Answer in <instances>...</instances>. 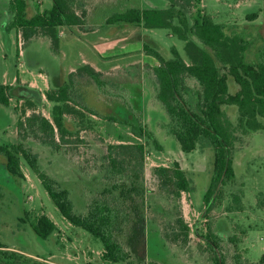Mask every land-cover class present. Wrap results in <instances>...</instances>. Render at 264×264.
<instances>
[{
    "label": "rangeland",
    "instance_id": "374dc122",
    "mask_svg": "<svg viewBox=\"0 0 264 264\" xmlns=\"http://www.w3.org/2000/svg\"><path fill=\"white\" fill-rule=\"evenodd\" d=\"M51 1L28 0V16L32 17L38 11L49 9ZM79 1L87 9L86 15L94 14L98 23L115 11H124L132 5H148L147 0H108L107 5L99 9L95 0ZM199 1L192 8L193 15L198 9L203 10L216 22L227 25L229 33L235 31L245 36L251 44L248 53L251 59L264 55V0ZM8 2L9 0H0V85L12 84L14 89L11 92L10 107L0 104V146L18 143L21 140L18 123L26 121L34 113L52 120L54 103L46 95L62 84L58 83L55 60L49 57L52 51L45 50L35 41L26 42L24 36L15 29L6 31L5 28L11 21L7 10ZM253 15H257L254 20ZM132 28L127 35L128 39H141L143 44L149 43L168 58L172 57L173 47L186 57L185 43L172 36L169 31L147 30V37L143 36L140 27ZM85 29L90 30L91 27L87 26ZM117 33L118 29L114 28L112 34ZM150 35L153 41H150ZM69 37H72L69 42L62 43L64 54L61 69L65 80L67 81L72 69L83 65L85 58L97 62L101 72L120 66V70L114 69V74L107 75L106 82L115 93H129V97H132L131 108L142 112L147 130L154 135L162 149L159 151L152 141L147 142L135 136L131 127L124 123L130 117L129 111H121L119 107L102 100L92 80H76L77 100L97 112V117L85 114L84 125L88 128L82 129L78 122L81 120L80 116H65L66 126L74 133L73 138H69L70 144L64 145L65 153H59L42 143L35 134L37 126L28 127L24 138V143L38 154L41 170L69 190L74 212L86 215L91 201L102 197L107 189H111L112 182L105 178L108 167L105 157L109 145L147 143L144 172L136 180L141 193L135 198L131 208L128 209L127 204L124 206L133 220L118 235L125 249L130 252L129 262L214 264V254L206 241L208 228L211 227L223 240L221 253L226 257V264H264V130L248 134H244L241 129L235 131L236 143L232 155L236 178L224 187L223 194L218 196L208 210L204 197L213 174L214 153L211 148L204 147L202 142L195 152H182L169 132L165 109L156 102L158 89L147 90L148 98L145 101L135 99L146 95V91L141 88L140 92L137 86L143 82L152 86L153 77L149 76L146 66L141 69L140 64H132L128 55L124 58L111 57L99 64V54L108 57L125 51L120 45L105 49L102 42L86 34L78 33ZM112 38L117 39L114 35ZM35 54H38L36 59L43 70L47 71L44 76L34 69L30 70L28 59L35 58ZM132 60H140V56H134ZM33 62L32 66L35 67ZM238 88V85L230 82L232 94ZM118 93L114 98L121 102L123 99L119 98ZM31 103L33 108L30 107ZM225 112L237 127L238 108L228 107ZM109 116L117 118L119 122L106 120ZM176 162L185 171L193 187V192L183 193L182 198L167 194L155 175L156 168L172 167ZM21 166L25 178L12 176L6 169L5 157L0 155V192L3 193L0 200V244L36 260H46L50 264H107L102 259V241L70 223L24 160ZM128 173L131 176L138 174L133 167ZM110 195L120 200L119 192L114 191ZM43 215L48 216L56 225L55 232L47 240H42L31 227ZM179 220H183L188 226L190 224L188 237Z\"/></svg>",
    "mask_w": 264,
    "mask_h": 264
},
{
    "label": "trees",
    "instance_id": "16d2710c",
    "mask_svg": "<svg viewBox=\"0 0 264 264\" xmlns=\"http://www.w3.org/2000/svg\"><path fill=\"white\" fill-rule=\"evenodd\" d=\"M199 2L147 0L148 5H132L124 11H115L113 15L105 17V23L130 25L145 30L164 29L185 43L186 57L175 47L171 49L172 57H165L147 42L143 51L159 62V66L153 69L158 86L156 100L165 109L169 132L182 152L193 153L202 142L204 147L211 148L214 153L213 174L204 197L209 210L218 196L223 194L224 187L236 178L232 155L236 143L235 131L241 129L244 134H248L264 130V55L251 59L248 54L251 44L245 36L235 31L229 33L227 25L216 22L203 10L198 9L193 15L192 8ZM28 7V0H9L7 10L11 21L6 31L17 30L28 43L44 38L49 41L50 50L56 56L61 47L59 29L75 26L82 29L86 24L87 9L79 0H52L49 9L38 11L32 17L28 16ZM252 18L254 20L257 15ZM149 39L153 41L152 37ZM84 78L94 82L102 100L119 107L121 111H129V116L133 118L128 117L124 123L131 127L135 136L147 142L152 141L157 150H162L154 135L147 130L142 112L131 108L124 93L116 91L119 98L123 99V104L116 101L114 97L118 96L117 93L102 79V74L91 65H85L69 74L61 86L47 93V99L54 103L52 120L34 113L26 121H20L18 130L21 140L16 144L1 145L0 155L6 159L7 171L18 178H25L22 160L27 163L61 214L73 225L102 241L104 263L132 264L129 262L130 252L125 249L118 235L133 220L124 206L127 204V208H131L141 193L136 180L144 172L147 143L109 145L105 157L108 162L105 178L112 182V186L102 197L91 201L86 215L74 212L69 190L41 170L38 154L24 143L28 127L37 126L35 134L42 143L59 153L66 152L64 145L70 144L69 138H73L74 133L66 126L65 116H80L78 122L82 129L88 128L84 125L86 113L97 117L95 110L77 100L76 80ZM231 81L239 87L234 94L230 92ZM13 89L12 85H0V104L6 108L10 107ZM33 106L31 103L30 107ZM232 106H236L239 112L237 127L225 112L226 108ZM106 120L119 122L113 116L106 117ZM131 167L138 174L129 175ZM155 175L161 188L169 195L182 198L183 193L193 192L191 182L178 162L172 167L156 168ZM114 191L119 192L120 200L111 197ZM2 198L3 193L0 192V200ZM179 223L188 237L189 226L183 220H179ZM31 227L42 240H47L56 230V225L46 215L37 218ZM206 241L214 254L213 263L226 264V257L221 253L223 240L211 227L208 228ZM0 264L50 263L9 250L0 244Z\"/></svg>",
    "mask_w": 264,
    "mask_h": 264
},
{
    "label": "crops",
    "instance_id": "0c3cea01",
    "mask_svg": "<svg viewBox=\"0 0 264 264\" xmlns=\"http://www.w3.org/2000/svg\"><path fill=\"white\" fill-rule=\"evenodd\" d=\"M95 1H97V7L99 9L104 8L107 5V1L106 0H95ZM104 21H105V19L101 23H98V21L95 19L94 14H92V15H89V16L87 15L86 24L82 28V31H81V28H79L77 26L71 27V28L61 27L59 29V34H60V39H61V47H60V53H59L58 56L54 55L51 52L48 40H46L44 38H38V39H34L32 41H35L36 44H41L42 48H44L45 50L47 49V50H49V52L52 53V54L49 55V57L51 59L55 60L54 67H56V70L58 72V83H62V84L66 81L65 78L63 77L64 72L61 69L62 62H63V54H64L63 48H62V43L65 42V41L69 42L72 39V37H69L70 35H76L78 33L79 34L89 35L90 37L96 38V40L102 42L105 45L104 48L108 49V50L112 49V47H114L115 45L116 46L120 45L125 52L118 53V54H113L112 56H108V57L104 56L102 54L101 55L99 54L98 56H99L101 61L99 60L98 62H99V64H101L102 62H104L106 60H109V58H111V57L121 56V57L124 58V57H126V55H128L129 57H127V58H129L131 60V61L130 60L129 61L132 62V64H135V65L140 64L141 65V69H145V66H146V69H148V72H149V76L152 75V77H153V80L151 81L152 86L151 85L149 86V84L143 82L142 84L137 86V88H139V90L142 88V90L144 92L146 91L145 97H143V98L135 97V99L138 100V101L140 99L145 101L146 100L145 98H148V97H146V96H148L147 90L152 89L153 91H157V89H158L156 81L154 82L155 79H154V76H153V69L159 66V62L155 58H153L152 56H148V55H146L143 52V50H144L143 40H141V39L135 40L133 38H129L128 39L127 35L131 32L130 29H133L132 28L133 26H130V25H108ZM87 26H90L91 29L90 30H86L85 28ZM114 28L118 29L119 33L112 34ZM139 29L141 30L143 36H147L148 37L149 34L147 33V30H145L143 28H139ZM69 32H70V35H69ZM113 35L117 37L116 40H113V38H112ZM151 37L152 36L150 35L149 38H151ZM137 43H138V47H137ZM135 47H137V48H135ZM26 54H27V52H26ZM37 55L38 54H35V58H33V57L29 58L28 56H26L27 58H29L28 60H29V63L31 64L30 70L34 69V71L35 70L38 71V73L41 76H44L45 72H47V71L43 70V67L41 66L40 62L38 61V59H36V58H38ZM138 55L140 56V60H132L134 58V56H138ZM64 57H65V55H64ZM32 61H34L33 63L35 65V67L32 66ZM85 65H91L96 71L100 72L102 74V79L103 80L107 79V75L114 74V73H112V70L117 69V68L119 70L121 69L120 66L116 65L113 69L107 70V72H101V70L98 69V63L97 62H92V60L89 61L86 58H85L82 66H85ZM82 66H80V67H82ZM77 69L78 68L72 69L69 72V74H71L72 72H75ZM69 74H68V76H69ZM137 81H138V78H137ZM138 84H139V82H138ZM30 87L31 88H35L34 85H30ZM135 87H136V85H135ZM140 92H141V90H140ZM124 96H125V98H127V100L129 101V104H130L132 97H129V93H125V92H124ZM141 105H142V103H141ZM94 117H96V116H94ZM189 226H190V224H189Z\"/></svg>",
    "mask_w": 264,
    "mask_h": 264
}]
</instances>
